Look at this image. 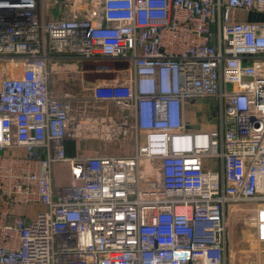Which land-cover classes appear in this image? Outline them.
<instances>
[{
    "label": "built area",
    "instance_id": "built-area-1",
    "mask_svg": "<svg viewBox=\"0 0 264 264\" xmlns=\"http://www.w3.org/2000/svg\"><path fill=\"white\" fill-rule=\"evenodd\" d=\"M65 58L127 63L85 98L121 107L88 122L133 153L67 155L83 97L50 87ZM210 98L216 126L193 130L186 104ZM244 201L261 257L264 0H0V264H227Z\"/></svg>",
    "mask_w": 264,
    "mask_h": 264
},
{
    "label": "rangeland",
    "instance_id": "rangeland-1",
    "mask_svg": "<svg viewBox=\"0 0 264 264\" xmlns=\"http://www.w3.org/2000/svg\"><path fill=\"white\" fill-rule=\"evenodd\" d=\"M59 8H56L55 15H58ZM250 12L236 10L233 17L243 20ZM261 18V17H259ZM50 87L55 94L63 95L74 93L80 95L82 102L78 114L79 125L75 132H81L76 139L80 153L95 152L100 154H123L124 148L127 153H133L135 146L133 137L126 141L122 139L106 140L95 135L90 128L88 117L97 114H117L121 107L109 101H90L89 97L92 87L101 82H114L128 77V65L113 59L82 60L77 58H65L51 62ZM215 99H195L186 104V120L191 124L193 130L213 128L218 122L217 113L214 109ZM77 104L76 106H78ZM75 106V107H76ZM201 126V128H200ZM126 142V143H125ZM69 181V170L65 165H58L55 169V182L67 183ZM258 203L244 201L230 206L228 212V252L227 264H257L258 260L264 261V254L261 257L258 249L261 245L253 239V233L249 225V217L254 213ZM264 248V246L262 247Z\"/></svg>",
    "mask_w": 264,
    "mask_h": 264
},
{
    "label": "crops",
    "instance_id": "crops-1",
    "mask_svg": "<svg viewBox=\"0 0 264 264\" xmlns=\"http://www.w3.org/2000/svg\"><path fill=\"white\" fill-rule=\"evenodd\" d=\"M249 17L250 18H256V15L254 14H249ZM258 17V16H257ZM260 17V16H259ZM76 139L77 138H74V137H68L66 140H65V147H66V152H67V155L69 157H80V156H83V155H102L100 153H95V152H86V151H89V150H83L84 153H80L81 150H79V146L76 142ZM126 143V142H125ZM124 152L123 154H117V155H129L131 154L130 152L127 153V148H124ZM104 155V154H103Z\"/></svg>",
    "mask_w": 264,
    "mask_h": 264
},
{
    "label": "trees",
    "instance_id": "trees-1",
    "mask_svg": "<svg viewBox=\"0 0 264 264\" xmlns=\"http://www.w3.org/2000/svg\"><path fill=\"white\" fill-rule=\"evenodd\" d=\"M215 109V108H214ZM216 111V110H215Z\"/></svg>",
    "mask_w": 264,
    "mask_h": 264
}]
</instances>
